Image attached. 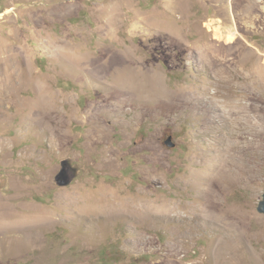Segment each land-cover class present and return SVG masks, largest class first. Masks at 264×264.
Returning a JSON list of instances; mask_svg holds the SVG:
<instances>
[{
  "label": "rangeland",
  "instance_id": "rangeland-1",
  "mask_svg": "<svg viewBox=\"0 0 264 264\" xmlns=\"http://www.w3.org/2000/svg\"><path fill=\"white\" fill-rule=\"evenodd\" d=\"M110 52L136 81L157 73L160 100L69 58ZM1 55L18 75L0 106V264H264V0H0ZM240 107L252 128L216 132ZM216 133L240 150L231 175Z\"/></svg>",
  "mask_w": 264,
  "mask_h": 264
},
{
  "label": "bare ground",
  "instance_id": "bare-ground-1",
  "mask_svg": "<svg viewBox=\"0 0 264 264\" xmlns=\"http://www.w3.org/2000/svg\"><path fill=\"white\" fill-rule=\"evenodd\" d=\"M169 27H170V29L173 28V26H171V25H169ZM84 57H82V55L77 56L76 54L73 53L72 56H70L69 58L71 59V61L75 62L77 66H81L82 71L89 73L88 74L89 75V81L92 84L98 85L101 83L100 81L103 80L102 78L109 76L110 77L109 83L112 86L117 87L119 90L127 92L130 97H133L134 95H140L143 99H147L150 101L151 100L156 101V100H160V96H162L164 94V90L162 89L161 84H160L161 82L157 79V78H159V76L157 77V75H156L157 73L155 74L153 71L152 72L151 71H141L139 73V79H138V81H136L135 78L133 77L132 73H131L130 68L127 66V64L125 62V58H124L123 53L110 52L105 59L103 58V60H101V61L97 60L95 62H93V60L88 61ZM11 60L12 59H10V57H8V55H3V56L1 55V57H0V106L7 101L8 102H11V101L14 102L15 101L16 89L12 85V79H13V77H15V75H18V69H17V66H15ZM18 68H19V66H18ZM201 98H203V99H201ZM223 98H224V103H228V104H231L234 106L239 105L237 100H230L227 97H223ZM199 100H201L203 103L207 102L208 104L210 103L213 106H215V105L217 106V102H215V100H212L209 97L206 98L205 96H201ZM29 106H30L29 107L30 108V111H29L30 115L36 121L39 120V116L41 119L42 118L44 119L43 116H46V114L48 112L47 108L49 107L46 99L43 96H38L37 98H35L30 103ZM119 106H121V105H119ZM240 109H241V107L238 110H234V111L229 110V112H227V113L226 112L225 113L219 112V115L222 116L221 117L222 122H221V124L216 125V127H217L216 132L219 131V128L220 129L226 128V129L230 130V133L232 132L231 135H233V133H235L234 130H235L237 125H239L241 127L242 125L245 126V124H246V127H250L252 125L251 120H253V119L248 120L246 118L247 120H246V122H244L241 118H239V116H240L239 110ZM216 110H218V109H216ZM251 118H253V117H251ZM210 120H212V119L210 118ZM40 122L41 121L39 120V123ZM253 126H254V124H253ZM209 127L210 126H207V128L204 130L205 134L209 132ZM251 128L252 127H250V129ZM254 129H255V127H254ZM50 134H52V133H50ZM216 134H217L216 135L217 139L219 141H221V142L223 141V142H222V148L219 149L222 152V158L220 159L219 164L218 165L215 164V165H217L216 167H217L218 172L220 173L221 176L231 175L234 173L233 167H235L237 165V163L240 162V160H241V156H240L241 154L239 153L240 150H238L239 148L228 145L224 142L227 140L228 136L230 137V135L226 136L222 133L221 134L216 133ZM50 136H51L52 142L57 143L58 137L60 135L58 136V134L53 133ZM218 153H220V152H218ZM214 161H215V159H214ZM151 209L153 210V208H151ZM146 210L142 211L141 218H148L151 214H153L151 212H150L151 214H149L147 212L148 210L147 211ZM156 213H161V214H163V216L168 215L167 212H162V211L160 212L159 210L154 212V214H156ZM118 215L121 216L122 215L121 212H119L115 216H118Z\"/></svg>",
  "mask_w": 264,
  "mask_h": 264
},
{
  "label": "water",
  "instance_id": "water-1",
  "mask_svg": "<svg viewBox=\"0 0 264 264\" xmlns=\"http://www.w3.org/2000/svg\"><path fill=\"white\" fill-rule=\"evenodd\" d=\"M165 144L169 148L174 147V143L171 142V138H168L166 140ZM60 166L66 172V179H67L66 183L70 184L75 179V177L77 176V173H78L77 166L76 165H72L71 161L69 159L61 160L60 161ZM57 181H56V183L61 185ZM63 184H65V183H63ZM257 211L259 213H261V214H264V190H263V193H262V199L258 202Z\"/></svg>",
  "mask_w": 264,
  "mask_h": 264
},
{
  "label": "flooded vegetation",
  "instance_id": "flooded-vegetation-1",
  "mask_svg": "<svg viewBox=\"0 0 264 264\" xmlns=\"http://www.w3.org/2000/svg\"><path fill=\"white\" fill-rule=\"evenodd\" d=\"M57 179H66V172L63 170V168H60V170L58 171Z\"/></svg>",
  "mask_w": 264,
  "mask_h": 264
}]
</instances>
